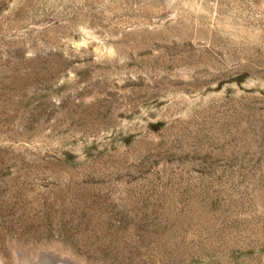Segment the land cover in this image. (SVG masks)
Returning a JSON list of instances; mask_svg holds the SVG:
<instances>
[{
	"label": "rangeland",
	"instance_id": "1",
	"mask_svg": "<svg viewBox=\"0 0 264 264\" xmlns=\"http://www.w3.org/2000/svg\"><path fill=\"white\" fill-rule=\"evenodd\" d=\"M38 247L264 264V0H0V254Z\"/></svg>",
	"mask_w": 264,
	"mask_h": 264
},
{
	"label": "bare ground",
	"instance_id": "2",
	"mask_svg": "<svg viewBox=\"0 0 264 264\" xmlns=\"http://www.w3.org/2000/svg\"><path fill=\"white\" fill-rule=\"evenodd\" d=\"M13 254L17 260V264H67V261L71 260L66 255L63 256L60 254L54 248L44 249L38 247L32 250L31 253L24 252L22 249H16L13 251ZM72 261L75 262L74 260ZM0 264H5L1 254Z\"/></svg>",
	"mask_w": 264,
	"mask_h": 264
}]
</instances>
